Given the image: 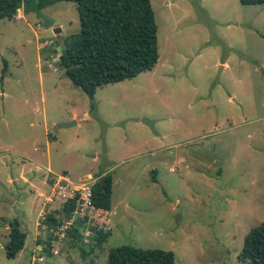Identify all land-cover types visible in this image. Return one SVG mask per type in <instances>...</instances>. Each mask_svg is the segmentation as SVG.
<instances>
[{
  "label": "rangeland",
  "instance_id": "1",
  "mask_svg": "<svg viewBox=\"0 0 264 264\" xmlns=\"http://www.w3.org/2000/svg\"><path fill=\"white\" fill-rule=\"evenodd\" d=\"M149 1L156 63L91 97L57 66L62 37L79 30L73 2L0 20V264H89L71 239L31 260L44 166L74 181L109 173L96 264L117 245L170 250L174 264H249L237 253L264 221V3ZM12 218L27 238L6 258Z\"/></svg>",
  "mask_w": 264,
  "mask_h": 264
},
{
  "label": "trees",
  "instance_id": "2",
  "mask_svg": "<svg viewBox=\"0 0 264 264\" xmlns=\"http://www.w3.org/2000/svg\"><path fill=\"white\" fill-rule=\"evenodd\" d=\"M57 1H70L75 5L79 30L62 37L57 55V66L63 70L73 86L91 97L96 87L130 79L138 73L150 70L157 61L156 24L149 0H0V20H10L16 10L39 11ZM240 4L257 5L264 0H238ZM5 70L3 61L2 72ZM92 184V202L110 209L111 177L104 173ZM68 202L65 215L71 209ZM54 211H48L39 219L45 238L38 237L37 244L49 252L50 227L56 225ZM7 238L3 244L6 258H14L21 250L25 234L15 218L8 221ZM80 221H76L66 233V240L80 241ZM107 233L93 237L100 242ZM81 249V248H80ZM237 259L249 264H264V221L252 226L245 233ZM104 264H174L170 250L117 245L107 249Z\"/></svg>",
  "mask_w": 264,
  "mask_h": 264
},
{
  "label": "built area",
  "instance_id": "3",
  "mask_svg": "<svg viewBox=\"0 0 264 264\" xmlns=\"http://www.w3.org/2000/svg\"><path fill=\"white\" fill-rule=\"evenodd\" d=\"M48 190L41 195L42 209L38 213L41 219L53 210L57 219L56 225L50 227L49 251L56 255L66 240V233L76 221L81 222L79 228L80 241L88 244L98 233H105L110 228L111 220L108 210L92 202V178L74 181L66 172L54 173L46 169ZM71 202V209L65 213L63 208ZM45 230V229H44ZM46 231V230H45ZM37 260H42L37 256Z\"/></svg>",
  "mask_w": 264,
  "mask_h": 264
},
{
  "label": "crops",
  "instance_id": "4",
  "mask_svg": "<svg viewBox=\"0 0 264 264\" xmlns=\"http://www.w3.org/2000/svg\"><path fill=\"white\" fill-rule=\"evenodd\" d=\"M258 5V4H257ZM18 10H20V12H22V8H19ZM33 168L36 170V171H39V169H42L43 168V166H42V164L41 163H39V162H37V161H35V162H33ZM44 167H46L45 168V170L46 169H48V166H44ZM101 174H103V173H101ZM19 177H21L22 178V180L24 181V182H26V180H27V178L26 177H23V176H21L20 174H19ZM41 177V176H40ZM92 176L91 175H84L81 179H87V178H91ZM80 179V180H81ZM43 180H44V176H43V174H42V177L40 178V182L41 183H44L43 182ZM8 181L9 182H13L14 181V178H8ZM43 186H44V184H42ZM33 188V192L34 193H37L36 194V196H37V198H41V195L44 193V191H45V189H46V187L44 186V187H39L38 189H36L34 186L32 187ZM109 212H110V209L108 210ZM10 220V219H9ZM8 220V221H9ZM8 221L6 222V231L8 232ZM18 221V220H17ZM18 223H19V228L21 229V224H22V222L21 221H18ZM21 231H22V229H21ZM7 232H6V237H5V240H6V238H7ZM42 232H43V230L40 228V225H39V220L37 219L36 220V222H35V228H34V233L32 234V236L30 237V239H31V241L33 242V241H35L36 239H37V237H41V235H42ZM110 232H111V230H110ZM110 232H109V234H110ZM24 234H25V237H24V242H23V246H22V248H21V250L16 254V256L18 255V254H20L21 252H22V250L24 249V246H25V239L27 238V233L26 232H24ZM109 234H107L106 235V237L102 240V241H100V242H97V241H95V239H93V241H92V243L91 244H89V245H87V246H85V245H83V246H81L82 248L80 249V254L82 255V256H85V261H87L89 264H96L97 263V261H96V259H97V256H99V254H98V252L99 251H101V250H104V246H102L103 244H104V242H105V239L109 236ZM4 240V241H5ZM65 244H67V243H65ZM64 244V245H65ZM64 245H62L61 247H63ZM41 246L42 245H40V244H37L36 242H35V244H33V246H32V248H34V252H33V254L31 253V260L34 258V256H40V253H41ZM103 252V251H102ZM107 252V251H106ZM102 256H101V254H100V258H101ZM105 259H106V256H105ZM39 261V260H38ZM40 261H42V260H40ZM99 263H101V259H100V261H98ZM57 264H59V262L57 263Z\"/></svg>",
  "mask_w": 264,
  "mask_h": 264
},
{
  "label": "water",
  "instance_id": "5",
  "mask_svg": "<svg viewBox=\"0 0 264 264\" xmlns=\"http://www.w3.org/2000/svg\"><path fill=\"white\" fill-rule=\"evenodd\" d=\"M53 32L56 34V36H57V38H58L59 33H60V28H59V27H54V28H53ZM57 49L60 50V46H58ZM73 123H74V121L72 120V121L69 122V123H63V124H61V126H67V125H71V124H73ZM103 181H104V177L101 176V177H100V184H101V185L103 184ZM45 234H46V231L43 230L42 235H41V240H43V239L45 238Z\"/></svg>",
  "mask_w": 264,
  "mask_h": 264
}]
</instances>
